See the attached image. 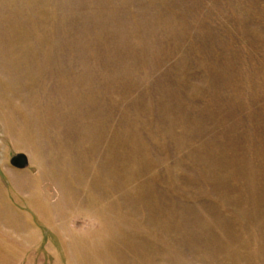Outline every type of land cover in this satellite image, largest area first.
<instances>
[{"label": "rangeland", "instance_id": "1", "mask_svg": "<svg viewBox=\"0 0 264 264\" xmlns=\"http://www.w3.org/2000/svg\"><path fill=\"white\" fill-rule=\"evenodd\" d=\"M0 264H264V0H0Z\"/></svg>", "mask_w": 264, "mask_h": 264}, {"label": "water", "instance_id": "2", "mask_svg": "<svg viewBox=\"0 0 264 264\" xmlns=\"http://www.w3.org/2000/svg\"><path fill=\"white\" fill-rule=\"evenodd\" d=\"M10 163L15 167L22 168L27 163V156L24 153L14 154L10 159Z\"/></svg>", "mask_w": 264, "mask_h": 264}]
</instances>
